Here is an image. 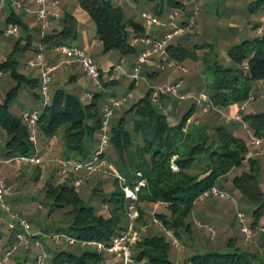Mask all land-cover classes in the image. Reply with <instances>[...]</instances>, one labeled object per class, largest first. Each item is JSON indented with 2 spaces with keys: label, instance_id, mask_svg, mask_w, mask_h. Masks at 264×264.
<instances>
[{
  "label": "trees",
  "instance_id": "1",
  "mask_svg": "<svg viewBox=\"0 0 264 264\" xmlns=\"http://www.w3.org/2000/svg\"><path fill=\"white\" fill-rule=\"evenodd\" d=\"M78 1L95 22L96 36L105 53L119 50L126 56L136 51L132 37L145 33L141 23L127 20L122 8L116 6L112 0ZM263 8L264 0H257L249 5L251 13H258ZM15 21L19 23L18 20ZM77 36V18L67 13L63 18L62 29L52 30L41 41L47 46H56L74 40ZM207 46L209 50L202 56L195 49L189 50L174 41L167 50L170 58L178 62L188 58L202 59L205 85L213 106L227 108L239 104L240 107L252 93L254 83L264 82V38L256 36L233 46L228 51V56L236 64L235 67L225 66L219 61L215 44L207 43ZM17 67L18 61L14 53L0 64V70L10 72L17 81L6 100L0 103V129L4 130L6 136L3 146L6 157L32 155L36 151L29 128L20 116L11 112L9 102L17 95L21 85L35 83L33 87H38L40 80L27 79L19 73ZM163 96L166 95L160 97L159 103L153 101L150 88L139 100L128 104L130 106L116 121L115 117L120 110L115 111L111 120L110 147L116 154V170L132 188L141 179L146 181V185L138 191L135 204L140 212L136 227H146L147 231L145 229L141 240L134 245L133 257L135 261L146 260L148 264H175L171 258L174 245L172 238L155 227L153 217L159 219L167 230L185 243L188 239V243L197 240L194 237L193 222L189 221L196 200L212 186L219 185L222 178L229 177L233 171L241 170L232 178L233 188L242 199L254 205L253 219L249 225L252 228L260 225L261 230L264 228L262 158L247 160V141L233 134L224 123L212 129V134L208 132V125H187V120L194 114L195 106L183 115L178 125L171 126L162 106L171 98ZM100 98L101 94L98 93L89 103H84L77 95L58 90L41 114L37 140L40 137L51 138L62 130L65 148L79 155L72 157L66 152L67 156L64 157L80 161L92 159L93 153L86 147L85 142L87 137L93 141L95 134L99 132L103 117L99 106ZM126 106L127 103L123 107ZM90 120L93 122L90 123ZM130 121L132 129L129 128ZM242 121L248 124L253 136L264 139V112L248 115L244 112ZM175 156L178 170L171 167L172 158ZM195 168L197 170L193 172ZM67 177L71 178L69 183L57 184L49 181L45 194L52 202L50 214L56 210H67L68 226L56 229L54 233H46L67 234L77 240L108 242L127 228L131 201L126 197L123 184L117 178L111 192H93L94 196H100L103 203L108 205L109 214L106 215L99 212L96 206L87 203L81 191L76 190L73 174ZM159 201L163 202L166 210L151 214L150 204ZM61 239L65 240L61 237L55 241ZM228 245L227 249H207L204 253H199L196 248L195 253L184 264H264L259 254L237 246L234 239ZM203 247L207 248V245L204 244ZM82 248L84 251L81 252L60 249L51 255L50 264H103L104 254L90 246Z\"/></svg>",
  "mask_w": 264,
  "mask_h": 264
},
{
  "label": "crops",
  "instance_id": "2",
  "mask_svg": "<svg viewBox=\"0 0 264 264\" xmlns=\"http://www.w3.org/2000/svg\"><path fill=\"white\" fill-rule=\"evenodd\" d=\"M22 1L24 4V8L21 10L16 8V6L10 0H5L3 2V20L1 22V28L5 29L10 25L17 24L20 27V33L17 35L2 34L0 42V64L5 62L14 53L15 58L18 61L17 69L19 73L24 75L29 80H40V68H31L27 65V62L31 58H33L41 48H43L46 61L50 64L57 65V69L53 74V83L51 89L52 98L58 90H64L67 93L77 95L80 99L83 98L86 92H90V87L88 83L89 79L86 78L84 70L81 64L76 60V58L72 55L63 56L54 50V46H47L41 41L44 35L51 32L52 30L62 29L63 18L65 14L70 13L77 18L78 36L76 39L70 40L65 44H72L86 49L99 63V66L101 68V85H97L91 80L90 81L93 83L94 87H97V92H95L94 95L98 93L101 94L99 106L100 112L102 114L103 108L108 103L110 97L123 96L131 92L132 96L131 98H129V100L133 98L136 99V96L138 95L141 97L144 96L152 86L182 81L180 95H166L170 96L171 100L168 103L162 104L164 111L168 116L169 124L171 126L178 125L181 122L183 115L193 106H195V111L190 118L196 119L193 122L194 124L203 121H206L207 123L211 122L207 114L208 110H204L203 104L199 103L196 98L197 94H200L202 92L207 93L204 89L202 90L200 88V84H196V79L197 82L199 80V72L204 70L202 59L188 58L180 62L188 68V72H181L169 68L165 70H160L153 63H144L141 66L139 77L135 78L134 68L137 63V60L142 54V52L148 49L145 44H140L139 47L134 44L136 48V51L134 53H131L126 56L121 55L117 61H114L112 59H109L107 56V54L111 51L106 53L103 51L102 43L96 36L97 30L95 22L88 15V13L80 6L78 0H58V5L56 7L49 5L48 8L51 12L61 9L60 12L62 13V16L59 19H56L53 16V24L51 28H49L45 32L42 31L39 21L37 19L36 11L40 7L39 4L31 0ZM112 1L116 6L122 8L125 14V18L127 20H133L143 25V27L145 28V33L141 35L162 37L167 32L172 31L174 29V25L172 24L170 15L173 13L177 14L176 19L174 21L177 24H188L190 22H193L194 27L185 34L175 36L174 43L181 44L189 50L195 49L196 53L199 56H202L209 50L207 43L210 42L208 39L205 40L204 38H208L213 32V29L215 28L225 30L226 32H232L226 38L223 37L220 39L219 48L222 52L226 53L227 56L228 51L236 44L240 43L243 40L252 39L256 37L254 26L258 22L259 15L263 14L264 10L263 8L258 13H250V15L246 18H242L238 10L239 2L242 0ZM144 1L146 2L145 7L140 8V5ZM250 1V4L254 2L252 0ZM198 5L199 9H197ZM224 9L227 10L226 15H223L222 11H225ZM146 10L158 15L161 20H163L165 23L161 26L147 28L144 25L143 18L141 16L142 13ZM15 20H18L19 23H17ZM212 24H216V27H212ZM134 37L136 36H133L132 39ZM18 42L19 44L17 45ZM197 46L203 47L199 48ZM25 47L26 50H24ZM140 49H143L141 51V54H139L138 52V50ZM221 51H218L219 61ZM122 58H125L126 60L123 69L122 71L115 73V79L111 80L110 74L106 72V69L118 64ZM131 61L133 62L129 63ZM257 83L259 84V86H262L264 84L263 81H259ZM34 84L35 83H24L23 85H21L17 95L13 97L12 100L9 102V107L13 114L21 117L24 111L37 109L33 105L31 107H26V103L28 104L30 100H32L33 103H35L37 99L42 100L40 95V85L38 87H33ZM16 85L17 81L11 76L10 72H4V75L0 80V103H3L6 100L9 91ZM23 86L25 88L31 87L33 88V90L37 89L39 93H34L33 97L30 93V96H27V93L24 94L22 92ZM192 97L195 98V101H197V103H191L189 101L193 99ZM128 101L126 103H128ZM184 105L186 106V110L183 107ZM123 106L117 110H122ZM238 109L239 104H234L227 108H220L219 111L223 113V118L227 119V116L229 118L231 117L229 121H226L225 119L223 121L222 118L221 122H223L233 134L240 136L241 131H243V124L245 122L243 123V121H239L232 118L236 114ZM59 135L60 134L58 133L57 135L51 138H39L40 142L44 143L43 150H40L38 148L40 156L43 160V163L41 165H32L25 163H18V165L23 166L24 169L26 168L31 171L38 167H45L47 165V162H56V159L58 157H61L60 155L64 154V152L66 151L63 134L61 136ZM95 135L98 136V133H96ZM39 140L37 147H39L40 144ZM94 150L95 149L91 150V152L93 153ZM4 157L6 156L2 148V143L0 142V158ZM16 164L17 163H13L12 165L15 166ZM262 171L264 172V163H262ZM237 172L238 171H233L230 173L229 177L222 178L221 182L219 183L220 187L222 186L221 188L226 189L227 187L224 186H226L228 182H226L225 179L228 180V178L230 177L232 185V178L235 176V174H237ZM9 201L10 206L14 205L15 207H18L19 199L15 196L14 193H11L8 199V203ZM163 206L164 205L162 204L151 203L149 212H151V214H153L154 212H158V209ZM237 210H239V206H235L229 201L220 198L212 197L206 200L197 199L195 202L194 210L192 212V228L194 230V235H197V240L199 241L200 246L202 245L203 247L205 240L202 238V232L207 234V236H209L210 238L209 242L211 243L210 245H207L208 249H218V239L215 238L217 234V236H219V240L221 238V246L224 245V247H219L220 249H227L230 240L234 239L237 246H240L241 248L247 251L259 254V256L264 260V232H262L261 230L262 227L259 225L256 228H252V238L250 240H247L241 230L239 228H235L237 222ZM9 220L10 221L8 223V227L11 222V219ZM199 223H205L207 225L210 224L209 226H211L215 230V234L209 232L207 227L200 226ZM3 225L4 222L0 219V233L3 237L1 243V253H3L4 250L8 248L15 240V235L10 230V227L9 234H3L1 232ZM155 227L157 229L159 228L157 225ZM143 228L144 231L145 229L147 231L146 227ZM236 230L238 232H236ZM43 232L46 233L45 231ZM195 250L196 248H190L189 246L187 247L183 244L181 246L173 245L171 250V258L175 264H184L185 261L195 253ZM30 251H34L35 254V250L32 244L27 246L22 245L12 257L13 263L35 264V255L34 260H30L29 258ZM139 263L146 264L147 261H135L133 264ZM103 264H119V259L113 254L104 253Z\"/></svg>",
  "mask_w": 264,
  "mask_h": 264
},
{
  "label": "built area",
  "instance_id": "3",
  "mask_svg": "<svg viewBox=\"0 0 264 264\" xmlns=\"http://www.w3.org/2000/svg\"><path fill=\"white\" fill-rule=\"evenodd\" d=\"M0 3V42L2 34L14 35L20 33V27L17 24L10 25L5 29L1 28V22L3 20V2ZM18 9H23L24 4L22 0H10ZM39 4V8L36 11L37 19L41 26L43 32L51 28L53 24V16L59 19L62 13L59 10L51 12L49 10V5L57 6L58 0H31ZM199 9V5L197 6ZM176 13L170 15L172 24L174 25V30L167 32L162 37H155L150 35H140L132 39L133 44H145L147 50L142 52L139 56L137 63L135 65L134 77L138 78L140 75L141 66L144 63H153L160 70L175 69L181 72H188V68L182 63L169 57L168 46L174 41L175 36L187 33L194 27V23L190 22L188 24H177L175 21ZM142 18L144 25L147 28H153L155 26H161L165 22L161 18L151 11H144L142 13ZM256 36L264 38V16L258 18V25L255 29ZM54 50L63 55H72L81 64L85 76L97 85H101V68L97 60L84 48L78 47L72 44H60L54 46ZM125 58H122L120 62L111 68L106 69V72L110 74V79H115V73L122 71L125 64ZM27 65L31 68H40V95L42 98L44 108L42 110L31 109L24 111L21 115L23 123L29 128L31 136L34 143L36 144V151L32 155H17L13 157L0 158V162L7 164L13 163H25L32 165H41L43 160L40 156L39 149L37 147V132H38V122L41 117L43 110L52 101V83L53 74L57 69V65L50 64L45 59V54L43 48H41L36 55L31 58ZM4 75V71L0 70V80ZM182 87V81L175 83H168L164 85L152 86V99L155 102H160V97L162 95H180V88ZM132 93L129 92L123 96L110 97L108 103L103 108V117L101 126L98 132L100 139V144L97 149L93 152V158L88 161H80L75 158L70 157H58L56 162L58 164V172L60 175L68 176L73 174L74 176V186L77 191H81L82 187L86 182V178L90 177L97 171H102L108 164L107 156L105 155L107 150L111 145V131L112 124L111 120L115 114V111L121 108L128 100L131 98ZM93 94L91 92H86L84 98L86 100L93 99ZM255 99V95L251 93L248 99L240 105L236 114L232 117L236 120H243V113L247 109L248 103ZM198 102L203 104L204 110H209L213 105L210 100V96L207 93H200L198 96ZM231 118V117H230ZM191 123V118L187 120V125ZM249 151L246 155V159H251L254 157L264 158V139L251 136L248 141ZM174 162V161H173ZM173 170H178L176 164L171 165ZM85 173L83 176L82 174ZM138 175H141L139 173ZM115 177L123 184V189L125 191L126 197L131 201L129 205V224L126 229L118 232L110 241H98V240H77L67 234H47L35 228L31 221L19 213H15L11 210L8 199L11 195V187L8 185L3 173L0 171V207L9 214L11 222L9 224L10 230L15 235L14 242L1 253V243L2 234L0 233V264H14L12 257L17 252V250L22 245H33L35 250V264H47V261L51 258V254L48 250L47 244L43 241V237L51 238L55 241L63 237L70 244H80L82 247L90 246L98 253H110L119 259V264H133L135 262L133 257V247L141 240L144 228L138 229L136 227V221L140 215L139 209L136 207L135 202L138 199V191L140 187L146 185V181L141 179L135 188H132L127 184L126 179L123 175L116 172ZM220 198L229 201L231 204L238 206L236 198L226 189L221 188L218 185L212 186L210 189L206 190L199 199L206 200L208 198ZM158 204H163L159 201ZM236 221L247 240H250L253 235L252 227L247 223V214L243 211L237 210ZM153 222L161 230L166 232L173 241L175 246H181L180 240L176 235L167 230L163 223L153 217ZM200 226L207 227L209 232L215 234V230L205 224L199 223ZM264 231V228L262 229Z\"/></svg>",
  "mask_w": 264,
  "mask_h": 264
},
{
  "label": "rangeland",
  "instance_id": "4",
  "mask_svg": "<svg viewBox=\"0 0 264 264\" xmlns=\"http://www.w3.org/2000/svg\"><path fill=\"white\" fill-rule=\"evenodd\" d=\"M252 1H257V0H252ZM250 2H251L250 0H242L239 2L238 10H239V14L241 15L242 18L243 17L246 18L247 16L250 15V13H251L249 11ZM145 5H146V2L144 1L140 5V8L145 7ZM220 9H222V8H220ZM222 12H223V15L227 14V10L222 11ZM260 16H264V10H263V14L259 15V17ZM257 25H258V22L254 26V29H256ZM212 27L215 28L216 24H212ZM230 33H232V32H230V31L226 32L225 30L215 28V29H213V32L211 33V35L208 38H204V39L205 40L208 39L210 43H213L216 45L218 51H221V49L219 48L220 39L223 37L226 38L227 36H229ZM255 35H256V31H255ZM140 44L141 43L137 44L136 46L139 47ZM141 45H143V44H141ZM142 50L143 49L138 50L139 54H141ZM121 55L122 54L119 50H112L111 52H109L107 54L108 58L112 59L114 61H117ZM220 61H221V63L224 62L225 64L224 63H222V64L225 66H228V67H235L236 66V64L230 58H228L226 53H224L222 51L220 52ZM132 62L133 61H131L129 63H132ZM198 79H199L198 82L196 79V84L197 83H198V85L200 84V88L202 90L204 89L207 92V94H209V92L206 88V85H205L206 84V78L204 76L203 70L201 72H199ZM88 81H89L88 83H89V87H90L89 91L94 95V93L97 92V90H96L97 87H94L93 83L90 80H88ZM22 92L24 94L27 93L28 94L27 96H30V94H32L31 95L32 97H33L34 93H39V91L37 89L33 90V88H31V87L25 88L24 86H23ZM252 94L255 95V99L252 102L248 103L247 110L245 111V115L264 112V84L262 86L261 85L259 86V84L257 82L254 83ZM250 95H251V93H250ZM198 96H199V94L196 95L197 99H198ZM136 97H137L136 99H134V98L130 99L127 103V106L123 107V109L117 113V115L115 117V121L121 115V113L132 104V102H134V101L136 102L137 100L140 99L141 96L138 95ZM34 100H36V99H34ZM81 100L84 103L90 102L89 100H85L84 96ZM189 101L191 103L192 102L197 103V101H195V98H193ZM128 104H130V105H128ZM32 105L35 108H37L38 110H42L44 108L43 102L41 99L40 100L37 99L35 101V103H33L32 100H30V102L28 104L26 103V107H31ZM183 107L186 110V106L184 105ZM219 109H220V107L212 106L208 110L207 114L209 116V119L211 120L210 123L203 121V122H199V123L194 124L193 122L196 119H191L190 124L208 125V127H209L208 132L210 134H212L211 133L212 129H214L217 125L223 123V122H221V119L223 118V115H222L223 113L220 112ZM129 118H131V117L129 116ZM224 119L226 121L230 120V118L228 116H227V119L223 118V121H224ZM92 122L93 121L90 120V123H92ZM129 128L132 129V122L131 121L129 124ZM242 130L243 131H241L240 137H242L248 143V141L250 140V137L252 136V131L250 130V127L248 126V124L246 122L243 124ZM247 130H249V131H247ZM58 133L60 134L59 136H61L63 134V131L61 130ZM5 138H6V136H5L4 130L0 129V142L2 143V148L5 144ZM39 142H40V140H39ZM99 144H100V139H99V136H97V135L94 136L93 141L91 140V138L87 137L86 142H85L86 147L90 151L93 149H97ZM43 146H44V143L40 142L38 148L40 150H43ZM66 152H68L70 155H72V157L73 156L79 157V155L76 154V152L70 151V150L68 151L67 149L64 152V154H61L60 156H67ZM105 155L107 156V160H108L107 166L104 168V170L97 171L93 175H91L90 177L86 178V182L81 189V194L87 203L96 206L99 212H103L106 215H108L109 214V209L107 208L108 205H105L103 203L102 198L100 196H94V194H93L94 190H104L106 193H109L113 190V187H114V181L116 178L115 174H116V172H118L116 170V167H115L116 161L114 159V157H116V154H115L114 149L112 147H109V149L107 150ZM176 157L177 156L172 158L171 165H172V163L176 164V162H175ZM203 159H206V158H203ZM261 163H264V158H262ZM38 168H40L41 170L39 171L36 168V169L29 171L26 168L24 169L23 166L18 165V163L15 166L12 164L4 163V162L0 163V171L3 173L4 178L6 179L8 185L11 187V192L14 193L15 196L19 199L18 207H15L14 205L10 206V201H9V206H10L11 210L13 212L19 213V214L23 215L24 217H26L27 219H29L31 221L32 225L35 228H37L38 230H41L42 232L45 231V232H49V233H54V232H56V229L64 228V227L68 226L69 217L67 216V210L66 209L56 210L54 213L50 214L52 202L46 198L45 189H46V186H47L49 181H53L57 184L58 183H65V182L69 183L71 178L59 174L57 162H47V165L45 167H38ZM196 170L197 169L195 168L193 172H196ZM238 172L240 173L241 170H238ZM82 175L84 176L85 173H83ZM225 180L228 183L224 187H227L226 189L236 198L238 206H239V210L243 211L247 214V223L251 225L252 219H253L254 205L251 204L250 202L247 203L244 199H242V196L237 191H235V189L231 185V177L228 178V180L227 179H225ZM261 184L264 188V172L263 171H261ZM110 188H112V189H110ZM165 210H166V206H163V207H160L158 209V212H162ZM6 213L0 207V219L3 220V222H4V225H3L2 231H1L3 234H9L8 223L10 221L9 219H11V218L8 215V213L7 214ZM192 218H193V216L191 215L189 218L190 222H193ZM208 225H210V224H208ZM235 228H239L237 222H236ZM237 230H236V232H238ZM143 234H145V233L143 232ZM143 234H142V236H143ZM217 235L215 238L218 239V242H217L218 246L224 247V245L221 246V244H222V241H220L221 238L219 240V236H217ZM194 237L197 238V235H194ZM202 238L205 240L204 244H206V245L211 244L209 242L210 238H209V236H207V234L202 232ZM42 239L47 244V247L49 248L48 250H50L49 252L51 253L52 256L54 253H57L60 249L68 250L71 252L84 251V249L78 243L70 244L66 240H63V239L54 242L53 240H51V238H46V237H44ZM179 240H180L181 244H183L187 247L190 246V248H192V247L198 248L199 253H204V252L208 251L207 250L208 248H203L202 245L200 246L199 241L196 239L189 242V243H188V241H189V239H188L186 242L189 245L187 243H185L183 240H181V239H179ZM216 240H214V241H216ZM34 255H35L34 251H30V254H29L30 260H34ZM49 261H51V260H49ZM49 261H48V264H49ZM139 264H145V263H139ZM146 264H148V263H146Z\"/></svg>",
  "mask_w": 264,
  "mask_h": 264
}]
</instances>
